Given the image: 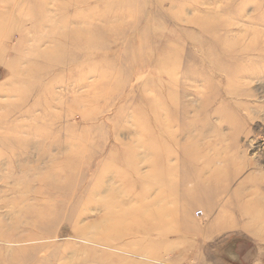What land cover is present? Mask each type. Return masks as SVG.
Segmentation results:
<instances>
[{
    "label": "rangeland",
    "instance_id": "obj_1",
    "mask_svg": "<svg viewBox=\"0 0 264 264\" xmlns=\"http://www.w3.org/2000/svg\"><path fill=\"white\" fill-rule=\"evenodd\" d=\"M215 43L262 50L264 0H0V264H264V223L227 207L242 175L205 199L194 182L179 185L198 165L177 167L167 224L127 231L130 214L158 195L155 148L163 160L174 154L169 167L204 144L210 168L231 175L234 128L222 115L241 103L250 135L237 139L238 154L254 159L243 146L252 139L264 149V52L237 79L250 97L228 98L215 77L204 107L200 61ZM69 156L77 159L63 169ZM80 156L105 160L97 185L100 169ZM46 203L71 223L34 227L33 210Z\"/></svg>",
    "mask_w": 264,
    "mask_h": 264
},
{
    "label": "bare ground",
    "instance_id": "obj_2",
    "mask_svg": "<svg viewBox=\"0 0 264 264\" xmlns=\"http://www.w3.org/2000/svg\"><path fill=\"white\" fill-rule=\"evenodd\" d=\"M264 47V45H263ZM213 48L218 49L217 53L212 52ZM203 55L204 58L201 59L200 61V66L202 68L200 74L201 76V81L204 83L207 88L206 90L207 95H205V102H204V107L207 105V103L210 101V98L212 95H215L214 93L217 92L218 88L215 84V82L212 84L211 82L214 80V78H222L225 81V93L228 98H235L236 95H243L245 97H250V93H245L242 90V83L238 81L237 79L239 78V75L243 73L244 67L245 66H250L253 61L254 63H258L261 60H263V56L261 53L264 52V48L262 50H259L256 45H247V46H232L230 44H213L212 46L207 45L205 48H203ZM258 54L257 58H252L250 57L253 54ZM209 55V56H208ZM240 56H243L240 58ZM223 57H227L224 63H221L220 61L223 59ZM253 63V64H254ZM264 67V66H263ZM204 71V72H203ZM262 71V70H261ZM253 74H256L255 71H252ZM183 74L188 75V78L193 80V82H196V79L193 77L191 71L188 68L184 69ZM180 75V79H185L184 76ZM164 82V81H163ZM160 81V83H163ZM167 85L168 91H165V96L167 95V99L170 100V104L174 105L173 103V92H172V84L173 80L171 78H165V82ZM204 85V87H205ZM174 91V90H173ZM178 92V89L175 90ZM211 92L212 95H211ZM155 97L161 96V93H159L158 90L154 92ZM216 96V95H215ZM164 97V95H163ZM170 105V106H171ZM229 110H225L223 112V119L226 122H229L234 130L231 132L232 137V146L230 148V151H227V156H226V162H225V169H230L232 171L231 175H227L224 178V176L218 177L219 174L222 172L220 170L222 169H217L213 168L211 169L209 166V158L208 155L206 154V147L204 144L200 145L197 152H193L192 158L190 157V153H184L180 154L178 152L177 157L183 160L181 161L182 164H176V165H169L167 167L168 162L171 160V157L174 156H168L163 160L161 157H159L158 153H160L161 148H155V156L153 159V173L155 174V189L158 190V195L153 198L152 200H147L146 202H143L140 206V209H137L138 211L135 213L137 216L134 215L131 217L127 218L129 229V233H138L140 235L144 234H149L153 232L156 227L160 224L166 225L167 224V217L169 214L168 209L166 208L167 202H169L170 198L174 196L176 193V187L177 185H174V181L172 180V175L175 173H178L177 167L181 168L184 166V169L186 168H193L194 165H198V168L195 170L196 172H193V176L190 177H182L179 180V185H184L187 182H194L197 185V190L201 194H203V198L205 199H212V197H215L216 195H220L221 192H227L228 187L233 179V177H236L238 175L244 176V178L241 180V184L239 187L234 191L232 195V201L231 204H228L227 207L229 208L230 205L235 206L237 208V212L245 217L248 216L250 217L253 221H256L260 224L264 223V172L259 168V163L264 162V149L256 144L253 139L249 141L247 144L245 143L243 146H246L247 149H251L252 152H254V159H248L245 157V155L239 156L238 154V144H237V139L241 134H246V136L250 135V132L248 130V120L239 114V112H247V107L244 104L241 103H231V105H227ZM245 116L248 113H244ZM249 118V117H248ZM262 132V131H261ZM251 136H254L251 135ZM262 136V133L260 134ZM255 138V137H253ZM262 139V138H261ZM256 144L255 146H253ZM94 146V145H93ZM93 148V147H92ZM86 152L88 150L87 147L82 148ZM246 151V150H245ZM245 153V152H244ZM78 157V156H77ZM80 161L82 165H96L97 169H100L95 172V174L90 177L92 180L93 185H97V181H99L100 178L103 176H106L105 171H107V168L104 166V161L102 158H92L86 157V156H80ZM77 158H73L71 156L66 157V161L62 164L63 169L70 167L74 164ZM169 159V160H168ZM200 159L203 161V164L200 166ZM6 165H8V157L5 160ZM3 165V162H1ZM224 169V170H225ZM250 169H254L253 171H248ZM223 171V170H222ZM208 172V175L204 177V173ZM162 173V174H161ZM82 175V174H81ZM96 176V178H95ZM68 181V179L64 183H55L53 185L54 189H59L65 183ZM115 182V181H112ZM109 181V184L112 183ZM118 182V181H117ZM220 183L221 186L217 187V184ZM57 185V187L55 186ZM66 185H70V181L66 183ZM249 187V191L246 193H243V190H246ZM243 194H242V193ZM84 194V192H83ZM85 195V194H84ZM85 198L86 197H82ZM140 195L136 196V199L140 201H144ZM72 199L75 198L73 197ZM70 199V200H72ZM160 202L163 206L161 210L158 212L154 213H149L148 211H145L143 209L148 208V207H153L156 203ZM159 206V205H158ZM63 208L62 206H58L52 203H46L45 206H42L40 209H34L32 212L35 213V216L33 214V226L34 227H43L49 224H56L58 221H62L65 223L70 222L71 220L68 218H60V209ZM117 220V218H115ZM116 222V221H115ZM119 223H122V221L119 220ZM122 226L119 224V227ZM116 231L121 230V228H113ZM263 228H261L262 230Z\"/></svg>",
    "mask_w": 264,
    "mask_h": 264
}]
</instances>
